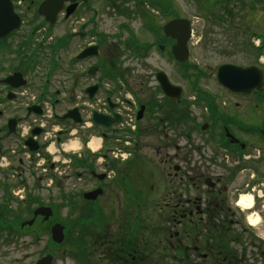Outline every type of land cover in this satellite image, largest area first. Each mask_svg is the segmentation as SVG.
<instances>
[{"label":"flooded vegetation","instance_id":"flooded-vegetation-1","mask_svg":"<svg viewBox=\"0 0 264 264\" xmlns=\"http://www.w3.org/2000/svg\"><path fill=\"white\" fill-rule=\"evenodd\" d=\"M40 1L29 0L25 8L30 9ZM84 2L86 0L64 2L57 21L62 23L61 29H54L56 25H30L31 33L42 32L41 37L48 39L47 44L56 41L62 53L73 48L78 49V53L95 44L92 41L83 45L88 33L82 14ZM72 7L67 14V9ZM22 36L14 31L0 39V223L4 224V209H16L20 186H25L27 179L30 185L44 181L41 186L46 192L53 183L52 174H49L51 166L49 170L43 166L47 160L31 155L25 159L21 157L20 87H15V80L8 84L3 80L20 69ZM29 41L28 36L24 37V46ZM89 59L86 57L81 62ZM100 65H96L97 72ZM192 67V78L197 81L192 87H196L194 91L198 94L192 97L191 105L184 106L187 111L181 107L162 106L154 112L158 121L154 154H143V158L137 159L138 154L132 153L126 164V160L119 161L107 155L98 164L99 156L86 159L81 155L84 167L77 172L76 179L83 188L100 187L103 193L93 201L77 202L78 230L70 234L76 242L68 240L61 245L65 246L62 253H68V261L63 259L65 262L260 263V240L254 228L248 226L249 211H241L237 198L247 183L244 176H259L264 169V148L260 145V136L253 130L261 128L245 122L257 114L254 100L262 91L236 94L220 87L214 90L209 86L211 73H197L196 63H192ZM83 80V77L76 80V84L81 86ZM99 82L96 79L83 88ZM196 101L200 104H195ZM150 113H146L147 119L154 117ZM150 160H156L154 174L149 175L146 169H135L139 172L136 176L132 173L135 170L126 166L147 167ZM35 165L39 172L36 178L32 170ZM132 176L137 182L147 183L148 177L156 182L151 185L152 193L155 192L152 201L147 200L148 191L140 190L133 196L135 199L127 195L132 187L138 186L132 185ZM60 179L64 180L63 176ZM257 180L250 181L247 187L258 186ZM40 202V205L49 204L42 199ZM259 211L264 213V209ZM36 221L42 222V217L37 216ZM50 245L47 248L52 251Z\"/></svg>","mask_w":264,"mask_h":264},{"label":"rangeland","instance_id":"rangeland-1","mask_svg":"<svg viewBox=\"0 0 264 264\" xmlns=\"http://www.w3.org/2000/svg\"><path fill=\"white\" fill-rule=\"evenodd\" d=\"M29 0H25L23 2V10L26 7L25 5ZM174 4V12L178 14V16L186 17L193 21V29L195 30V37L190 40L189 43V58L188 61L192 62V60H197L201 64L206 65V70L208 71V66H217L221 62H234L238 64H247L256 62L255 56L252 50L251 45L256 46V38H253L249 33V28L257 32L259 34L264 35V10L261 8L259 3L254 4L255 9L250 10L246 6L244 11L241 12L242 18V26L244 28L241 29L240 33H234L229 30V24L227 21L225 22H216L213 18V14L216 15L221 14L225 10V7H214L212 9V2L214 0H209L207 3L205 0H172ZM135 0H128L126 6H120L119 8L124 9L120 11L118 8L115 10L111 7L106 0H89V4L92 7L98 9V14L95 16H91L90 12H85L83 14V19L89 20V25L87 27H91L92 24L94 27L100 31L105 37L104 42L101 43L99 58L85 60L84 62H74L71 59V55H73L75 48L68 49L67 52L62 53L63 50H60L56 53L57 58L55 66L50 67V57L48 54V49L37 48V54L34 55V60L36 59V67L34 70H30L26 73L27 79L29 81L28 86L21 89L22 94H20V104L21 107L26 105L29 102L30 95L39 94L41 89L39 87L45 85V79H49V87L50 92L55 93V89L59 90V95L57 97L49 96V100L53 105V113L60 114L63 110L69 108L73 101H75V94L78 91H81V86H78L74 83V79H81L83 74V68H86L90 64H101L103 63L107 67L111 66L110 63H105L104 60H114L115 66L113 68H119L122 70L124 77H126L127 84L134 91H138L139 98L141 100L146 99L147 97H151L153 92L155 91L156 81L154 78L155 71L161 69L167 73V75L176 84L182 83L178 79L177 70H179L173 63L170 62V59L167 53L159 52L154 45H150L155 38V34L145 28V25L141 19L132 9L133 3ZM202 9H200V7ZM32 9H25L24 16L25 23L23 24V28L21 31H26L29 24V19L32 16ZM129 12V14L127 13ZM238 13L234 17H236ZM161 17H155L152 26L157 28V25L161 21ZM60 24V23H58ZM57 24V25H58ZM245 28L248 30L246 31ZM56 29H61V25L56 26ZM130 32L134 34L135 40L137 43H141V45L147 46V51L143 50V48L136 45V48L133 44L128 41L130 37ZM131 38V37H130ZM93 39H86L83 45L90 43ZM122 41L127 42L126 45H123ZM129 44V45H128ZM25 48L24 51L27 58L31 55V49ZM150 48V49H149ZM145 51V52H144ZM23 55V54H22ZM23 57V56H22ZM69 59L67 70L68 76H66V66L65 59ZM259 59L263 57L258 56ZM258 62V61H257ZM261 67L264 68V61H259ZM86 77V76H85ZM82 81L83 84L86 85L94 81L95 78H85ZM104 82H106L104 80ZM111 88L114 84L113 81L109 82ZM38 84V86L36 85ZM66 88H64V87ZM126 86V85H125ZM210 87L215 88L213 86V81L210 82ZM63 91V93H61ZM123 96L125 95V91H120ZM102 96L101 94H99ZM157 98H161L160 94L156 93ZM183 96H187V93L184 92ZM71 100H73L71 102ZM255 108L258 110L257 114L251 116L250 118L245 119L246 123H254V125L259 126L264 121V91L261 94H258V98L255 100ZM22 119H21V128L27 126L31 123V119L33 116L28 118L25 117V111H21ZM59 121L50 119L46 125L47 130L51 132L52 128H55L56 125H60ZM22 132V130H21ZM66 135L62 136V139L65 138ZM132 137L135 138L133 135ZM148 138L150 145H146L140 151L143 153H150L155 151L154 147L156 145V134L146 136L145 138H140L138 140L137 145H142L148 140L144 142V140ZM136 139V138H135ZM144 142V143H143ZM108 147H113V143L104 144ZM132 145V144H131ZM139 146H137L138 148ZM22 158L25 157L22 153ZM57 171H52L49 174H52L53 183L51 188L48 187L47 192L42 188L41 184L35 182L34 185L29 184V179H27V183L24 186V191L20 190L19 194L24 195L26 191H29L33 194H37L45 200H52L55 204L56 202H60L61 194L64 192L65 194L78 193L79 190H82L83 186L78 182L77 179H74L72 176V168L67 167L65 164H62L64 167H61V161H59ZM25 167V165H24ZM32 170L35 172L34 177H38L39 172L36 171V165ZM147 170V168H146ZM59 171L62 172V175H59ZM133 175L139 173L137 170L132 171ZM66 174V175H65ZM26 175L28 173L26 172ZM132 175V174H131ZM59 176H63V179L59 178ZM131 180H135L132 176ZM23 187V185H22ZM85 188V187H84ZM83 188V189H84ZM264 193V190H261ZM153 194V195H152ZM155 195V192L149 193V201ZM48 197L50 199H48ZM262 200H259L256 203L255 208L259 213V218L256 221L252 220L255 218L250 215V222L253 224L256 229L257 236L262 241V245L260 251L264 253V213L263 211H259L264 207V196H262ZM65 206V205H64ZM58 207L56 210L59 219H66L68 215H74L69 210V207ZM22 215H28L26 211L20 212ZM255 223V224H254ZM43 236L45 233L42 234ZM43 236L41 239H43ZM2 239V240H1ZM41 243H35L30 240V237L27 234H22L17 238H9L6 235L0 238V264H31L34 260L39 256L37 252H39L41 248ZM36 250V251H34ZM36 252V253H35ZM258 259V258H257ZM260 263L264 264L263 259L264 255L259 256ZM67 260V259H66ZM68 261V260H67ZM53 264H69L68 262H64L61 257V252H57L55 255V262Z\"/></svg>","mask_w":264,"mask_h":264},{"label":"water","instance_id":"water-1","mask_svg":"<svg viewBox=\"0 0 264 264\" xmlns=\"http://www.w3.org/2000/svg\"><path fill=\"white\" fill-rule=\"evenodd\" d=\"M52 0H46L40 5L39 11L43 14H46L49 19H52L49 14H47V4L51 3ZM154 4L158 5L162 10L168 9L170 3L168 0H151ZM45 15V16H46ZM19 25V18L12 11V5L9 0H0V35L7 33L11 29L15 28ZM166 34H169L173 37H177V44L173 46V50L175 55L184 56L185 50V42L187 39L189 26L188 22L184 19H175L170 20L165 27ZM218 79L220 83L226 85L229 88L233 89H245L246 91L251 90L253 88L260 89L264 84V74L258 68L251 66L242 68L240 66L225 64L218 68ZM74 111H70L69 113L72 115ZM93 119L95 122H99L102 124L110 125L113 122L118 121L119 116H115L114 118H110L108 116H102L100 114L94 113ZM76 120L78 119L76 116L74 117ZM32 133H37V130H32ZM48 208H39L34 213H44L45 215L49 214ZM62 227L56 223L52 227V235L55 240L61 239V231ZM50 258L44 257L38 261L36 264H50Z\"/></svg>","mask_w":264,"mask_h":264},{"label":"bare ground","instance_id":"bare-ground-1","mask_svg":"<svg viewBox=\"0 0 264 264\" xmlns=\"http://www.w3.org/2000/svg\"><path fill=\"white\" fill-rule=\"evenodd\" d=\"M97 143H98V141L97 140H92V142L90 143L91 144V146L93 147V148H95V146H97ZM72 145V144H71ZM245 199H246V201H244V200H242V201H244V203H245V205L247 206V207H249V206H251V197L250 196H245ZM241 201V202H242ZM256 220H258V218L257 217H255L253 220H252V222L253 221H256Z\"/></svg>","mask_w":264,"mask_h":264},{"label":"trees","instance_id":"trees-1","mask_svg":"<svg viewBox=\"0 0 264 264\" xmlns=\"http://www.w3.org/2000/svg\"><path fill=\"white\" fill-rule=\"evenodd\" d=\"M229 4V2H227V5Z\"/></svg>","mask_w":264,"mask_h":264}]
</instances>
